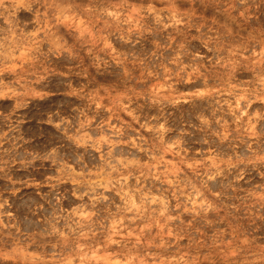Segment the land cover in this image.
<instances>
[{
  "label": "rangeland",
  "instance_id": "rangeland-1",
  "mask_svg": "<svg viewBox=\"0 0 264 264\" xmlns=\"http://www.w3.org/2000/svg\"><path fill=\"white\" fill-rule=\"evenodd\" d=\"M0 264H264V0H0Z\"/></svg>",
  "mask_w": 264,
  "mask_h": 264
}]
</instances>
